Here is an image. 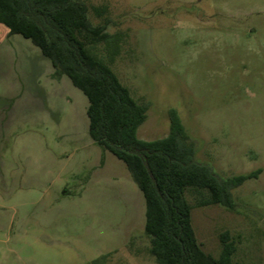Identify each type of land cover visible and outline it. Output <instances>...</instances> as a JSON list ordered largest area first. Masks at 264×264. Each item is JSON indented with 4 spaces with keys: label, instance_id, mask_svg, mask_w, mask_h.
Segmentation results:
<instances>
[{
    "label": "rangeland",
    "instance_id": "obj_1",
    "mask_svg": "<svg viewBox=\"0 0 264 264\" xmlns=\"http://www.w3.org/2000/svg\"><path fill=\"white\" fill-rule=\"evenodd\" d=\"M84 1L107 8L109 32L124 36L111 67L148 105L139 139L165 138L175 109L198 162L223 178L261 170L233 191L236 210L194 208L192 220L207 253L218 257L228 234L233 262L264 264V0ZM7 33L0 25V40ZM10 41L12 74L0 80V264H93L105 255L98 264H157L144 196L126 165L91 140L86 96L55 78L29 40Z\"/></svg>",
    "mask_w": 264,
    "mask_h": 264
},
{
    "label": "trees",
    "instance_id": "obj_2",
    "mask_svg": "<svg viewBox=\"0 0 264 264\" xmlns=\"http://www.w3.org/2000/svg\"><path fill=\"white\" fill-rule=\"evenodd\" d=\"M113 24L107 8H91L84 0H0V25L8 37L29 40L50 61L55 78L67 77L86 96L91 140L126 165L144 196L147 250L157 264H240L233 262L236 244L228 234L221 235L218 257L203 249L193 210H236L233 191L257 179L261 170L223 178L198 162L196 144L175 109L169 111L165 138L139 139L148 105L132 96L111 67L124 41L123 34L109 32Z\"/></svg>",
    "mask_w": 264,
    "mask_h": 264
},
{
    "label": "crops",
    "instance_id": "obj_3",
    "mask_svg": "<svg viewBox=\"0 0 264 264\" xmlns=\"http://www.w3.org/2000/svg\"><path fill=\"white\" fill-rule=\"evenodd\" d=\"M18 35H16V36H12V37H8V33H7V35L5 36V38L6 39H4L3 37H2V39L0 40V80L1 79H3L4 77H5V75H10V74H12V73H10L11 71H10V67H8V59H7V52L6 51H8V49L9 48H11V39L13 38V37H17ZM37 48V47H36ZM38 49V48H37ZM39 50V49H38ZM40 51V50H39ZM40 53H41V51H40ZM43 56V55H42ZM34 60V59H33ZM37 60H40L39 59V57H37ZM31 61V60H30ZM34 62H36V60H34ZM39 62V61H38ZM29 63V62H28ZM28 63H27V65H28ZM53 68V67H52ZM5 79V78H4ZM12 79H14V76H13V78ZM16 79H14V81H15ZM24 91H25V89H24ZM24 91L21 93V91H19L17 94H15L14 95V97H11V98H14L15 100H13V104H11V107L13 108L15 105H17L16 103H18L20 100H19V98L21 97V95L24 93ZM0 95H2L1 93H0ZM3 96H4V94H3ZM10 111H12L11 110V108H10ZM9 119H7V121H8ZM1 121H3V119L1 120ZM0 121V122H1Z\"/></svg>",
    "mask_w": 264,
    "mask_h": 264
}]
</instances>
